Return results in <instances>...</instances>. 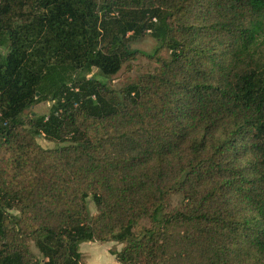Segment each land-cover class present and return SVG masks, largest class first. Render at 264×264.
I'll list each match as a JSON object with an SVG mask.
<instances>
[{
  "label": "trees",
  "instance_id": "obj_1",
  "mask_svg": "<svg viewBox=\"0 0 264 264\" xmlns=\"http://www.w3.org/2000/svg\"><path fill=\"white\" fill-rule=\"evenodd\" d=\"M147 34L153 70L108 86ZM92 240L264 264V0H0V264H83Z\"/></svg>",
  "mask_w": 264,
  "mask_h": 264
},
{
  "label": "rangeland",
  "instance_id": "obj_2",
  "mask_svg": "<svg viewBox=\"0 0 264 264\" xmlns=\"http://www.w3.org/2000/svg\"><path fill=\"white\" fill-rule=\"evenodd\" d=\"M157 45L156 40L150 35H144L134 39L131 42V47L139 50L133 60L125 62L122 67L113 75L105 78L108 86L113 88H119L132 81L137 80L142 74L153 70L155 63L149 57V53ZM163 56H168V51L164 49L162 52ZM91 74L100 76V73L96 68H91L88 72H80L78 76H90ZM51 102L40 101L31 107L32 114H46ZM37 142L42 147H52L55 145L53 141L45 139L43 136L37 137ZM170 205H179L181 198L179 195H173L170 200ZM91 212L95 213V208L90 203ZM123 247V243L115 241H85L79 244L78 249L81 253V261L83 264H121L115 258L114 252L120 250ZM30 248L36 257H40L41 254L37 248L30 242Z\"/></svg>",
  "mask_w": 264,
  "mask_h": 264
}]
</instances>
